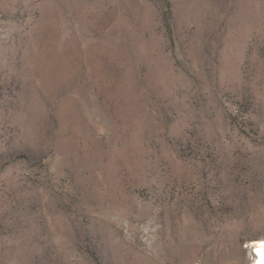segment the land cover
<instances>
[{
	"label": "rangeland",
	"instance_id": "374dc122",
	"mask_svg": "<svg viewBox=\"0 0 264 264\" xmlns=\"http://www.w3.org/2000/svg\"><path fill=\"white\" fill-rule=\"evenodd\" d=\"M264 0H0V264H253Z\"/></svg>",
	"mask_w": 264,
	"mask_h": 264
},
{
	"label": "bare ground",
	"instance_id": "6f19581e",
	"mask_svg": "<svg viewBox=\"0 0 264 264\" xmlns=\"http://www.w3.org/2000/svg\"><path fill=\"white\" fill-rule=\"evenodd\" d=\"M255 248V253L254 255V262L253 264H264V240L259 239L256 240L253 244Z\"/></svg>",
	"mask_w": 264,
	"mask_h": 264
}]
</instances>
